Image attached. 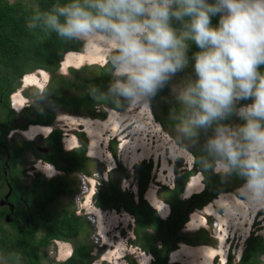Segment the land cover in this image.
<instances>
[{
	"label": "clouds",
	"instance_id": "9594fccd",
	"mask_svg": "<svg viewBox=\"0 0 264 264\" xmlns=\"http://www.w3.org/2000/svg\"><path fill=\"white\" fill-rule=\"evenodd\" d=\"M27 27L102 49L110 79L86 89L98 105L150 108L167 88L175 139L201 182L238 179L241 203L264 209V0H57L35 6ZM189 66L191 75L173 84ZM46 81L30 104L39 112L55 107Z\"/></svg>",
	"mask_w": 264,
	"mask_h": 264
},
{
	"label": "trees",
	"instance_id": "16d2710c",
	"mask_svg": "<svg viewBox=\"0 0 264 264\" xmlns=\"http://www.w3.org/2000/svg\"><path fill=\"white\" fill-rule=\"evenodd\" d=\"M31 1L33 6L21 0H0V169L5 168L6 172L4 177L0 172V181L6 187L5 191L0 192L2 199L9 188L7 196L3 199L7 204L0 207V220H2L0 221V255L9 262L13 258L20 259L16 264H42L41 248L47 246L53 239L71 240L82 231V218L74 214L73 208L65 206L60 215L54 216L48 205L58 196L72 195L77 190L70 173L79 171L89 174V172L85 169L86 139L82 131L77 132L79 144L63 150L59 141L60 129L56 127L50 129L47 135L41 138L44 146L48 147V150L42 153L38 152L31 140L10 143L5 137L6 132L13 128H24L26 123L47 126L45 124H49L54 117L55 108L89 117H103L104 111L101 109L103 105L94 102L87 95L86 89L93 84L106 87L110 79L105 63L98 65L93 75H79L78 83L73 77L83 69V66L78 69L69 67L71 77L56 72L62 55L71 51H80L81 44L63 42L54 33L44 36L42 33L29 30L27 19L33 13L34 7L38 5L41 10H45L57 2V0ZM215 23L216 18H213V24ZM195 50L193 45L192 51ZM33 69H44L48 72L50 83H47V87L53 92L55 107L45 105L44 111L39 112L27 104L22 110L24 121L16 122L14 112L8 105V94L18 86L19 77ZM72 85L82 88L78 93L67 94L66 91ZM34 103L35 99L32 104ZM108 106L115 108L112 105ZM114 148L115 141L111 140L109 149L113 151ZM25 150H29L36 158L52 163L62 173L46 178L35 171L25 183L20 182L18 174L25 170L19 165L20 156ZM192 151L196 152V149ZM196 154L199 155L198 152ZM150 167V161L143 159L132 165L134 192L120 189L116 182L109 178L94 191L92 201L100 208L121 207L132 216L134 237L132 243L151 254L152 259L149 264H179L175 261H166L167 253L172 251L176 242L193 243L200 238L206 239L202 233L189 236L179 231L182 224L187 221L188 213L215 198L218 192L230 190L231 185L221 183L217 176H208L201 190L181 198L180 192L184 181L198 169L192 166L190 169H177L171 186L162 184L158 186L157 195L161 196L160 199L169 207L168 214L162 218L143 197L149 180ZM113 170L123 177L128 176V170L118 161ZM233 181L236 184L241 183L238 179ZM6 218L7 220H4ZM262 254H264V233L252 231L244 238L237 260L232 263L231 255L228 254L223 264H259ZM60 264H90L87 245L84 242H73L71 253ZM131 264L135 263L131 262Z\"/></svg>",
	"mask_w": 264,
	"mask_h": 264
},
{
	"label": "rangeland",
	"instance_id": "374dc122",
	"mask_svg": "<svg viewBox=\"0 0 264 264\" xmlns=\"http://www.w3.org/2000/svg\"><path fill=\"white\" fill-rule=\"evenodd\" d=\"M12 1V0H8ZM33 6L30 0H21ZM99 46L81 45V50L67 52L62 55L58 62L56 72L70 76L69 67L83 69L73 77L74 81H80L81 74L93 75L98 65L105 63V56L101 54ZM79 57V58H78ZM41 69H33L24 73L18 87L12 91V103L17 98L18 106L22 107L14 111V120L23 122L22 110L27 104H32L37 90L41 89L42 83L47 78ZM191 75V67L183 73H179L173 80V84H178ZM44 79V81H43ZM25 82H24V81ZM46 81V83H47ZM45 83V84H46ZM45 87V85H44ZM43 87V88H44ZM42 88V89H43ZM82 87L72 85L67 94H75ZM18 95L20 99L16 96ZM176 105V101L166 88L152 102L151 107L147 106H124L116 109L109 106H102L104 116L89 117L84 114L69 113L60 108L54 109V117L49 127H42L50 130L54 127L60 129V140L68 141L70 148L79 144L77 132L82 131L86 139L85 155L87 160L85 169L89 172L93 180L98 184L91 190H97L102 182L109 178L113 179L120 189L135 191L134 179L131 177L132 165L141 159L150 161L151 167L149 180L144 189L143 197L148 200V204H153L158 208L159 214L164 215L167 208L157 195L159 185L171 186L177 169L190 168L187 163V152L184 147L175 139L174 122L169 121L168 112L170 107ZM97 110V108L95 109ZM26 129H9L5 137L14 144L22 140H31L39 153L48 150L44 146L40 137H32L29 134L32 128L40 126H24ZM27 134V135H26ZM115 141L113 151L109 149V142ZM67 142V143H68ZM64 150V149H63ZM195 150V149H192ZM191 150V151H192ZM19 165L24 167L23 173L18 174V180L25 183L32 174L37 171L43 175V171L48 175L61 174L56 167L44 164L38 160L29 150L21 153ZM118 161L126 170L128 176L118 175L113 170ZM35 165L36 167H32ZM2 174V169H0ZM81 172L70 173V178L77 190L72 195H60L48 205L49 210L54 216L62 212V208L70 206L74 214L82 218V231L71 240L53 239L47 246L41 248L42 264H60L67 258L72 251L73 242H84L88 247L90 264H149L151 254L142 250L132 243V216L121 207L100 208L97 207V216L94 214H83L78 209V204H83L85 208L94 212L92 197L89 200L80 197L79 190L82 187ZM3 175V174H2ZM43 175V176H44ZM44 176V177H45ZM198 176V177H197ZM91 183L92 180H91ZM188 188L181 195H187L191 190H201L203 183L198 171L195 170L182 185ZM231 189L218 192L215 198L210 199L200 208H194L192 213H188L187 221L182 224L180 232L186 235L202 233L206 239H198L193 243L178 241L175 247L167 253L166 261H175L179 264H222L228 254L231 255V262L234 263L243 247V239L250 232L264 233V209L249 208L242 204L239 199V184L233 180L230 183ZM6 187L0 181V192L5 191ZM182 192V191H181ZM4 200L0 197V207ZM9 205V204H8ZM4 220H7L4 219ZM2 221V220H0ZM185 225V226H183ZM97 231V232H96ZM264 264V254L260 256ZM20 259L13 258L11 262L4 260L0 255V262L5 264H16Z\"/></svg>",
	"mask_w": 264,
	"mask_h": 264
},
{
	"label": "built area",
	"instance_id": "2783aa9c",
	"mask_svg": "<svg viewBox=\"0 0 264 264\" xmlns=\"http://www.w3.org/2000/svg\"><path fill=\"white\" fill-rule=\"evenodd\" d=\"M80 179H81V183H82V187L79 190L80 193V197L85 198V195L89 192V200L92 197V194L94 193L95 190H91V188H94V185L98 184V180L95 182L93 180V177L90 176V174H84V173H80ZM90 180H92L93 183L90 182ZM95 206V205H94ZM78 209L81 211L83 214H90L92 215L93 213L88 212L87 209L83 206V204H78ZM93 216V215H92Z\"/></svg>",
	"mask_w": 264,
	"mask_h": 264
},
{
	"label": "flooded vegetation",
	"instance_id": "af4514ba",
	"mask_svg": "<svg viewBox=\"0 0 264 264\" xmlns=\"http://www.w3.org/2000/svg\"><path fill=\"white\" fill-rule=\"evenodd\" d=\"M26 75V74H25ZM24 75V76H25ZM22 76V75H21ZM21 76L19 77V81H21L20 80V78H21ZM23 76V77H24ZM23 79V78H22ZM24 81V80H23ZM25 82V81H24ZM12 95L10 96L9 94H8V105H9V107H12V104H13V106L16 108L17 106H18V103H19V101L20 100H18L17 98L15 99V97H14V100H13V103L11 104V102H12ZM12 110H13V108H11ZM13 112H14V110H13ZM49 124H51V122L49 123ZM49 124H45V125H47L46 127H49L48 125ZM29 125V127L32 125V124H27V126ZM21 129H26L25 127L24 128H21ZM49 131V130H48ZM48 131H47V133H48ZM47 133L45 134V135H43V137L44 136H46L47 135ZM43 133H37V134H34V135H32L31 136V138L32 137H40L41 135H42ZM27 135V134H26ZM59 141H60V145H61V148L62 149H64V150H66L67 148H64V146H66L67 147V145H69L70 146V144H69V142L68 141H64V145H63V142H62V140H60V138H59ZM68 142V143H67ZM71 148V147H70ZM69 149V148H68ZM38 160H41L40 158H37ZM43 163L45 162V161H43V160H41ZM52 166H54L52 163H50ZM51 166V167H52ZM32 167H36L35 165H32ZM55 167V166H54ZM57 170V169H56ZM5 168H2V176L4 177V175H5ZM45 174V172L43 171V175ZM45 176V175H44ZM46 178L48 177V175L46 174V176H45ZM145 198V197H144ZM145 200L147 201V199L145 198ZM4 204H7V202H6V200H4ZM184 224V223H183ZM183 226H185V225H183ZM167 262H171V260H169V261H167Z\"/></svg>",
	"mask_w": 264,
	"mask_h": 264
},
{
	"label": "bare ground",
	"instance_id": "6f19581e",
	"mask_svg": "<svg viewBox=\"0 0 264 264\" xmlns=\"http://www.w3.org/2000/svg\"><path fill=\"white\" fill-rule=\"evenodd\" d=\"M71 52H75V51H71ZM75 53H76V52H75ZM78 58H79V57H78ZM31 126H40V127L32 128V129L30 130V132H29V134H31V135H34V134H37V133H46V132L48 131L47 129L42 128V127H46V126H42V125H31ZM90 182H91V180H90ZM89 193H90V190H89V192L85 195V200H86V201L89 199ZM92 208H94V212L91 211V210H88V208H86V209H87L88 212L93 213V214L95 215V217H96V216H97L96 212H100V211L97 210L96 206H93ZM96 232H97V231H96Z\"/></svg>",
	"mask_w": 264,
	"mask_h": 264
},
{
	"label": "water",
	"instance_id": "95a60500",
	"mask_svg": "<svg viewBox=\"0 0 264 264\" xmlns=\"http://www.w3.org/2000/svg\"><path fill=\"white\" fill-rule=\"evenodd\" d=\"M9 191V188H8ZM8 191L4 194L3 199L7 196Z\"/></svg>",
	"mask_w": 264,
	"mask_h": 264
},
{
	"label": "crops",
	"instance_id": "0c3cea01",
	"mask_svg": "<svg viewBox=\"0 0 264 264\" xmlns=\"http://www.w3.org/2000/svg\"><path fill=\"white\" fill-rule=\"evenodd\" d=\"M198 177V176H197ZM125 211V210H124Z\"/></svg>",
	"mask_w": 264,
	"mask_h": 264
}]
</instances>
